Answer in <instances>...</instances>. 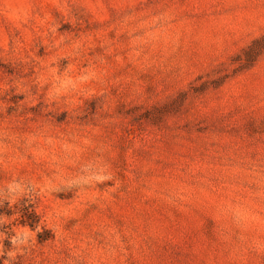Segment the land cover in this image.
I'll use <instances>...</instances> for the list:
<instances>
[{"label": "rangeland", "instance_id": "rangeland-1", "mask_svg": "<svg viewBox=\"0 0 264 264\" xmlns=\"http://www.w3.org/2000/svg\"><path fill=\"white\" fill-rule=\"evenodd\" d=\"M0 264H264V0H0Z\"/></svg>", "mask_w": 264, "mask_h": 264}]
</instances>
